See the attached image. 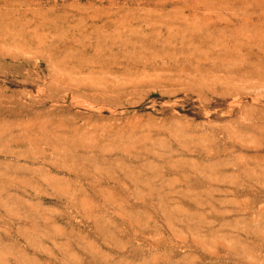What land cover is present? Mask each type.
I'll return each instance as SVG.
<instances>
[{"label":"rangeland","instance_id":"rangeland-1","mask_svg":"<svg viewBox=\"0 0 264 264\" xmlns=\"http://www.w3.org/2000/svg\"><path fill=\"white\" fill-rule=\"evenodd\" d=\"M0 264H264V0H0Z\"/></svg>","mask_w":264,"mask_h":264}]
</instances>
